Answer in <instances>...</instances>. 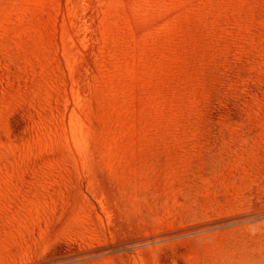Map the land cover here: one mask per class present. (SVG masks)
Masks as SVG:
<instances>
[{"label": "rangeland", "instance_id": "obj_1", "mask_svg": "<svg viewBox=\"0 0 264 264\" xmlns=\"http://www.w3.org/2000/svg\"><path fill=\"white\" fill-rule=\"evenodd\" d=\"M0 264H264V0H0Z\"/></svg>", "mask_w": 264, "mask_h": 264}]
</instances>
